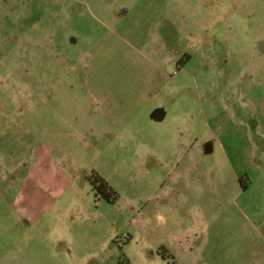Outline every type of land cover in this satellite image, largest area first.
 Returning <instances> with one entry per match:
<instances>
[{
	"label": "rangeland",
	"instance_id": "obj_1",
	"mask_svg": "<svg viewBox=\"0 0 264 264\" xmlns=\"http://www.w3.org/2000/svg\"><path fill=\"white\" fill-rule=\"evenodd\" d=\"M18 257L264 264V0L0 1V264Z\"/></svg>",
	"mask_w": 264,
	"mask_h": 264
},
{
	"label": "crops",
	"instance_id": "obj_2",
	"mask_svg": "<svg viewBox=\"0 0 264 264\" xmlns=\"http://www.w3.org/2000/svg\"><path fill=\"white\" fill-rule=\"evenodd\" d=\"M100 113H103L102 110L100 111ZM165 118H166V112L163 109H157L151 115V119L156 121V122H162ZM182 238L183 239L179 240L180 247H178V249L177 248L175 249V247H174V249L172 248V250H171L172 253H168L167 257L166 256H161V254L159 252H158L157 256L158 257H162L163 261H165L168 258H170V259H173L172 262H174L176 260V258L181 257V256L184 257L187 254L191 253L192 247L190 246V244L188 246H186V244H185V242H186L185 236H182ZM12 263L13 264H26V262L23 261L22 259H20L19 257H18V259L12 261Z\"/></svg>",
	"mask_w": 264,
	"mask_h": 264
},
{
	"label": "trees",
	"instance_id": "obj_3",
	"mask_svg": "<svg viewBox=\"0 0 264 264\" xmlns=\"http://www.w3.org/2000/svg\"><path fill=\"white\" fill-rule=\"evenodd\" d=\"M96 190L110 203L118 201L117 191L109 185V183L100 175H94V179H90Z\"/></svg>",
	"mask_w": 264,
	"mask_h": 264
}]
</instances>
